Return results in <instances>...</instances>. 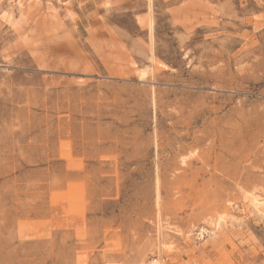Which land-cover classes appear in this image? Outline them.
Masks as SVG:
<instances>
[{
    "label": "rangeland",
    "instance_id": "rangeland-1",
    "mask_svg": "<svg viewBox=\"0 0 264 264\" xmlns=\"http://www.w3.org/2000/svg\"><path fill=\"white\" fill-rule=\"evenodd\" d=\"M93 1L0 0V264H264V0Z\"/></svg>",
    "mask_w": 264,
    "mask_h": 264
},
{
    "label": "crops",
    "instance_id": "crops-1",
    "mask_svg": "<svg viewBox=\"0 0 264 264\" xmlns=\"http://www.w3.org/2000/svg\"><path fill=\"white\" fill-rule=\"evenodd\" d=\"M75 3H81L80 5V13L82 17L87 19L88 25L93 26V28L96 29V23H94L95 20L89 21V13L93 10L97 11L98 6L95 4L93 0H73ZM83 1V2H82Z\"/></svg>",
    "mask_w": 264,
    "mask_h": 264
},
{
    "label": "bare ground",
    "instance_id": "bare-ground-1",
    "mask_svg": "<svg viewBox=\"0 0 264 264\" xmlns=\"http://www.w3.org/2000/svg\"><path fill=\"white\" fill-rule=\"evenodd\" d=\"M16 1V0H15ZM20 2L18 1V4H19ZM21 4V3H20ZM254 206H257V207H259L260 209L262 208V207H264V202L262 201V200H258V199H254ZM217 221V220H216ZM215 221V225H218L219 224V222L217 221L216 222ZM152 264H160V261H158V260H153V263Z\"/></svg>",
    "mask_w": 264,
    "mask_h": 264
}]
</instances>
